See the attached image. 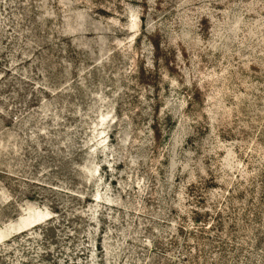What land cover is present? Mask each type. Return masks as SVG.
I'll use <instances>...</instances> for the list:
<instances>
[{"label": "rangeland", "instance_id": "obj_1", "mask_svg": "<svg viewBox=\"0 0 264 264\" xmlns=\"http://www.w3.org/2000/svg\"><path fill=\"white\" fill-rule=\"evenodd\" d=\"M0 264H264V0H0Z\"/></svg>", "mask_w": 264, "mask_h": 264}]
</instances>
